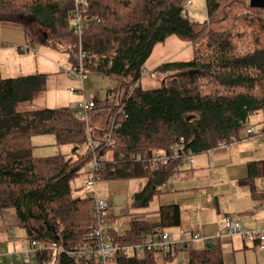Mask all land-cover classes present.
<instances>
[{"label":"trees","instance_id":"16d2710c","mask_svg":"<svg viewBox=\"0 0 264 264\" xmlns=\"http://www.w3.org/2000/svg\"><path fill=\"white\" fill-rule=\"evenodd\" d=\"M249 2L206 0L208 20L199 24L182 17L184 0H0V25L22 26L30 49L69 47L74 64L77 38L71 22L77 3L85 9L83 49L88 56L84 69L114 81L127 114V118L118 117L119 126L112 131L115 150L102 148L106 160L97 182H145L132 203L133 209L142 210L149 208L182 163L218 150L223 141H241L252 117L263 115L259 133L264 134V9H253ZM35 25L51 30L52 37L41 38L34 32ZM174 36L194 48L195 59L162 65L157 73H182L183 79L144 91L140 82L148 59L157 45ZM246 38L248 55L259 61L250 67L252 72L237 74L233 71L238 56L235 42ZM46 83L45 74L0 79V212L14 210L28 242L44 245L31 264H82L70 254L94 245V201L75 197L71 182L85 177L91 155L79 156L76 151L75 158H34L32 140L52 135L57 146L78 150L86 142L85 123L70 108L18 111L44 93ZM110 92L92 117L98 139L111 126L106 110L116 108L108 99ZM177 143L181 145L178 157L159 170L131 160V155H148L153 150L172 156L171 148ZM260 181H264V160L249 162L248 177L239 184L255 201L264 200ZM158 214L157 228L180 226L179 207L161 208ZM113 217L110 213L109 230L117 245L145 242L157 230L146 222H135L120 237L110 228ZM182 251L188 253L189 264H225L220 240L211 248L186 244ZM154 254L116 256L113 261L155 264Z\"/></svg>","mask_w":264,"mask_h":264},{"label":"crops","instance_id":"0c3cea01","mask_svg":"<svg viewBox=\"0 0 264 264\" xmlns=\"http://www.w3.org/2000/svg\"><path fill=\"white\" fill-rule=\"evenodd\" d=\"M25 46L27 40L22 26L0 25L2 78L14 79L32 74L31 64L19 60L17 67V59L12 58L18 52L26 60L27 57L23 55ZM34 65L39 70L42 68L37 60ZM38 73L46 75V72ZM248 129L254 132L253 136L243 133L241 141L225 149L195 156L182 163L179 172L160 188L161 193L153 198L148 209L136 212L132 208L133 197L143 191L144 184L131 186L129 181L110 182V201L114 200V204H117L116 200L130 198L128 215L125 217L117 214V206L106 199L114 216L110 228L120 237L125 236L135 222H146L157 228L161 222L160 209L177 206L180 209V226L165 230L176 239L197 235L205 240L192 243L197 249L203 248L207 242L220 240L225 264H259L262 256L259 258L258 250L264 251V248L260 247L258 240L249 242L240 237L228 238L226 231V221L233 215H238L244 232L264 231V200H253L250 192L239 184L248 177L249 162L264 160V134L259 133L261 129ZM258 185L260 191L264 192V181ZM0 241H3L1 235ZM154 263L189 264V255L181 251L177 258L169 260L165 254L157 253L154 254Z\"/></svg>","mask_w":264,"mask_h":264},{"label":"rangeland","instance_id":"374dc122","mask_svg":"<svg viewBox=\"0 0 264 264\" xmlns=\"http://www.w3.org/2000/svg\"><path fill=\"white\" fill-rule=\"evenodd\" d=\"M193 2L194 5L190 10L191 12L188 17L189 20L199 24L205 23L208 20L206 0H193ZM34 32L41 38L52 37L51 30L38 25H35ZM246 40L247 38L242 41L235 42L238 45L236 53L238 56L235 62L236 68L233 71H236L237 74L246 73L247 71L252 72L250 67L259 61V58H251V56L248 55L246 50ZM235 43L232 44L234 45ZM205 44L206 43L204 42L202 45L204 46ZM76 46V48L79 46L78 38ZM58 47H60V45H58ZM24 52L25 54L23 55L27 57L26 60L22 59L18 52L15 54V57H12L17 59L15 62L16 66L19 67V60H22L24 64H31L33 71L31 72L32 74H39V71L43 73L46 72L47 83L46 91L32 102L22 104L18 108L19 112L40 111L47 109L53 110L60 108H70L72 110H76L77 106L82 103L83 98L77 92H70L71 89H75L76 91L84 90V99L87 101L98 99L99 101H104L108 91L115 88L113 80L99 73H88L83 81V84L77 80L70 79L64 73V70H70L72 68L69 47L67 46L60 47L59 51H55L44 46H38L36 49ZM195 57L196 52L191 45L183 42L176 36L169 38L164 44H159L154 48L152 55L145 65L146 73L141 79V88L144 91L156 90L164 87V85H166L170 80L183 79L184 74L182 73L160 74L157 73L156 70L166 63L191 62L195 59ZM35 60H37L38 65L42 67L40 70L34 67ZM2 72H4L3 69H0V73ZM32 74L28 75L31 76ZM0 79L7 78H2L0 76ZM259 121H263L262 114L252 117L248 123V127H254L256 130L261 129L262 127ZM246 132L247 129L243 133L246 134ZM32 144L34 147L32 152L34 158H47L57 155H61L66 159L72 157L75 158L73 151L74 148L71 146H57L55 138L52 135L35 137L32 140ZM110 157L111 156L109 155L108 158ZM129 182L131 186H135V184L145 185V182L140 180ZM71 186L74 190L75 197L91 198L94 192L92 188L87 186L85 177L73 180L71 182ZM96 190L97 196L100 199L109 200L110 182H97ZM128 199L121 198L120 201L116 200L117 204H114V200L109 201L113 202V205L117 206V214L125 217L128 215L127 207L130 204V198ZM108 204L110 203L108 202ZM0 235L3 238V241H0V252L3 251L6 254L19 255L29 247L26 232L18 226L15 211L12 209L0 212ZM258 255L259 258L262 256L259 264H264V251L259 249ZM5 261L7 263L14 262L15 264H23L21 262H17L12 256L7 257ZM112 261L110 264H115Z\"/></svg>","mask_w":264,"mask_h":264},{"label":"built area","instance_id":"2783aa9c","mask_svg":"<svg viewBox=\"0 0 264 264\" xmlns=\"http://www.w3.org/2000/svg\"><path fill=\"white\" fill-rule=\"evenodd\" d=\"M193 0H184V5L182 8V17H189L190 10L193 7ZM85 9L77 3L76 11L72 18L71 29L78 38L79 46L77 48V53H74L72 58L74 64L70 70H64V73L70 78L77 80L83 84L85 77L87 75L84 69V61L86 60L88 54L83 49V36L86 30V22L82 16ZM28 46H25L24 51H30ZM135 85L134 88H136ZM134 88L132 90H134ZM108 99L112 103L116 104L115 110L108 109L110 114L111 126L108 132L104 133L101 138H97L95 132L91 126L92 117L95 111L101 110L103 108L102 103L104 101L93 100L87 101L84 99V90L71 89L70 92L78 93L83 101L77 106L76 113L83 120L86 126V142L80 146L77 150L79 156H84L86 154L91 155V160L84 170L85 180L88 187L94 190L91 199L94 201V211L96 216V223L93 229L92 237L94 240V245L86 248H80L76 252L70 254L77 263L91 264L93 262L97 264H110L111 261L116 257L130 258L136 255H141L143 253H162L165 254L168 259L177 258L178 254L182 251L186 244H192L195 242L205 241L197 235H192L188 238L176 239L171 233L157 229L155 234L148 238L145 242L135 243L129 245H117L115 243L114 237L109 230V215L111 212V206L104 199H100L97 196L96 183L99 178V173L101 171L102 163L106 160L103 155V150L110 148L115 150L116 145L112 139V131L119 126L117 123L118 117L127 118L125 112V105L122 103L123 94H118L114 89L110 90ZM107 97V96H106ZM104 110V109H103ZM254 132L250 129L247 130V136H253ZM183 142L181 140L180 144ZM239 142L236 139L232 141H223L219 144L218 149H225L230 144ZM180 144H175L172 146V156H169L163 150H153L148 155L135 154L131 155V160L138 163H143L152 170H159V168L167 163L172 158L178 157V151L181 149ZM102 148H104L102 150ZM123 160L124 157H121ZM226 231L228 238H244L249 242L258 240L260 247L264 248V231L255 233H246L242 229V224L238 218V215H233L229 217L226 221ZM45 249L44 245L39 242L29 243L28 249H26L22 254H6L5 252H0V264H15L14 262L7 263L5 260L7 257L12 256L17 262L23 264H31L41 250ZM54 251L61 253V248H52Z\"/></svg>","mask_w":264,"mask_h":264},{"label":"water","instance_id":"95a60500","mask_svg":"<svg viewBox=\"0 0 264 264\" xmlns=\"http://www.w3.org/2000/svg\"><path fill=\"white\" fill-rule=\"evenodd\" d=\"M250 6L253 9H264V0H250ZM77 150L75 149V152ZM213 246L212 242H207L206 247L211 248Z\"/></svg>","mask_w":264,"mask_h":264}]
</instances>
